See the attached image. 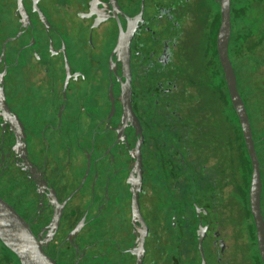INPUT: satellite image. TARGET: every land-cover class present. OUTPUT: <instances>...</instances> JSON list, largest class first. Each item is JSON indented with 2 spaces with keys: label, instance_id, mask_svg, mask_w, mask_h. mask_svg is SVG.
<instances>
[{
  "label": "flooded vegetation",
  "instance_id": "obj_1",
  "mask_svg": "<svg viewBox=\"0 0 264 264\" xmlns=\"http://www.w3.org/2000/svg\"><path fill=\"white\" fill-rule=\"evenodd\" d=\"M219 23L220 0H0V196L51 262L263 264Z\"/></svg>",
  "mask_w": 264,
  "mask_h": 264
},
{
  "label": "trees",
  "instance_id": "obj_2",
  "mask_svg": "<svg viewBox=\"0 0 264 264\" xmlns=\"http://www.w3.org/2000/svg\"><path fill=\"white\" fill-rule=\"evenodd\" d=\"M230 20L228 56L236 75L237 89L245 102L248 117L256 127L254 143L262 170L260 207L264 220V0H234ZM227 108L232 116L227 112ZM234 110L220 65V117H224L225 124L230 123L232 129L235 125L239 131V135L235 136L240 141L242 152L239 159L232 163L234 169L238 168L239 172H248V187L251 162ZM247 200L248 198H246L244 214L248 218V234L250 241L256 244L255 226ZM256 254L259 261L257 249Z\"/></svg>",
  "mask_w": 264,
  "mask_h": 264
},
{
  "label": "water",
  "instance_id": "obj_3",
  "mask_svg": "<svg viewBox=\"0 0 264 264\" xmlns=\"http://www.w3.org/2000/svg\"><path fill=\"white\" fill-rule=\"evenodd\" d=\"M231 33L230 0H220V23L216 35L217 52L231 104L238 116L242 136L251 162L249 210L255 226V235L264 264V220L260 207L261 175L255 151L248 114L237 89L236 75L228 56ZM0 240L18 257L21 264H55L43 251L40 241L27 221L0 196Z\"/></svg>",
  "mask_w": 264,
  "mask_h": 264
},
{
  "label": "rangeland",
  "instance_id": "obj_4",
  "mask_svg": "<svg viewBox=\"0 0 264 264\" xmlns=\"http://www.w3.org/2000/svg\"><path fill=\"white\" fill-rule=\"evenodd\" d=\"M227 112L232 116V113L229 110V108H227ZM221 113H223V112L221 111ZM223 120H224V117H220V127L222 128V131L224 132L226 138H232L234 133H233L232 127H230L231 124L228 122H227V124H225V122ZM237 172H239L238 169H237ZM240 218H242L244 220V216L242 214L240 215Z\"/></svg>",
  "mask_w": 264,
  "mask_h": 264
}]
</instances>
